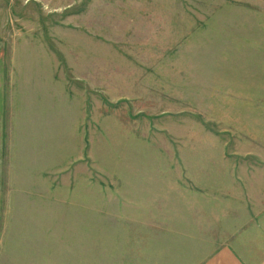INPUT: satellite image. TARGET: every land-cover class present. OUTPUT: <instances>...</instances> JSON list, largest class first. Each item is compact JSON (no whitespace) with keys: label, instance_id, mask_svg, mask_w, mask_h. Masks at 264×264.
Returning <instances> with one entry per match:
<instances>
[{"label":"rangeland","instance_id":"obj_1","mask_svg":"<svg viewBox=\"0 0 264 264\" xmlns=\"http://www.w3.org/2000/svg\"><path fill=\"white\" fill-rule=\"evenodd\" d=\"M244 161L264 170V0H0L3 264H136L102 246L145 234L114 193Z\"/></svg>","mask_w":264,"mask_h":264},{"label":"crops","instance_id":"obj_2","mask_svg":"<svg viewBox=\"0 0 264 264\" xmlns=\"http://www.w3.org/2000/svg\"><path fill=\"white\" fill-rule=\"evenodd\" d=\"M258 167L248 161L226 165L207 182L194 177L193 186L183 177L129 182L134 186L128 191L114 193L120 196L114 205L141 211L145 223L132 230L145 234L128 246H102L116 253L127 247L123 254L138 257L136 264H264V170ZM154 248L160 254L155 258ZM84 252L74 263L88 264Z\"/></svg>","mask_w":264,"mask_h":264}]
</instances>
